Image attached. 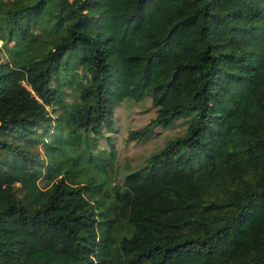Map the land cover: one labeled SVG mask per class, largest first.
Instances as JSON below:
<instances>
[{
    "label": "trees",
    "instance_id": "obj_1",
    "mask_svg": "<svg viewBox=\"0 0 264 264\" xmlns=\"http://www.w3.org/2000/svg\"><path fill=\"white\" fill-rule=\"evenodd\" d=\"M144 96L129 138L186 127L139 175L176 156L221 210L161 213L170 234L125 256L132 186L90 176L86 137ZM0 264H264V0H0Z\"/></svg>",
    "mask_w": 264,
    "mask_h": 264
},
{
    "label": "rangeland",
    "instance_id": "obj_2",
    "mask_svg": "<svg viewBox=\"0 0 264 264\" xmlns=\"http://www.w3.org/2000/svg\"><path fill=\"white\" fill-rule=\"evenodd\" d=\"M65 91V98L70 101L71 89L65 87ZM58 108L54 105L49 110L55 115ZM155 113L149 96L138 100L124 99L113 107L112 118L102 127L101 133L86 137L92 149L89 153L93 165L89 167L90 176L104 182L106 187L114 184L123 186L124 181L132 186L128 216L119 240L125 256L153 239L165 238L170 234L167 228L157 223L161 213L172 211L170 218L179 221L188 217L204 219L221 210L215 206L198 207L189 169L176 156L163 158L161 162L154 163L145 175H139L138 168L144 158L174 136L182 134L186 127V120L181 118L167 126H154L144 138H129L130 131L152 121ZM47 134L44 133L43 137ZM29 150L36 156L32 161L34 165L42 161V167L47 162L42 140H37ZM104 158H110L112 162L101 163ZM10 159L13 160V157ZM43 182L44 177L39 180V185L43 186Z\"/></svg>",
    "mask_w": 264,
    "mask_h": 264
}]
</instances>
